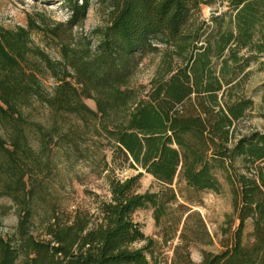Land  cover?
<instances>
[{
	"label": "trees",
	"instance_id": "trees-1",
	"mask_svg": "<svg viewBox=\"0 0 264 264\" xmlns=\"http://www.w3.org/2000/svg\"><path fill=\"white\" fill-rule=\"evenodd\" d=\"M36 1L59 2L68 17L0 25V197L17 216L12 234L0 232V264H149L153 239L133 218L141 209L164 222L167 238L179 231L170 264H264V130L239 128L255 110L246 92L254 73L263 75L253 91L264 110V0H94L104 23L90 33L75 28L92 0ZM149 55L158 60L147 84H132ZM45 76L54 81L49 89ZM38 105L45 120L33 117ZM85 136L105 142L118 169L140 170L108 179V196L95 195L93 209L52 207L35 220V183L27 180L48 165L50 145L69 163L83 157ZM101 164L110 169L105 153ZM216 169L232 211L221 249L202 250L194 262L190 245L212 238L198 212L178 202L179 184L217 193ZM143 173L158 190L140 191Z\"/></svg>",
	"mask_w": 264,
	"mask_h": 264
},
{
	"label": "rangeland",
	"instance_id": "rangeland-1",
	"mask_svg": "<svg viewBox=\"0 0 264 264\" xmlns=\"http://www.w3.org/2000/svg\"><path fill=\"white\" fill-rule=\"evenodd\" d=\"M38 14H43L56 21H64L68 17V11L65 7L59 5V2L50 4H41L36 0H0V25L8 28L21 25L25 26L29 16L37 19ZM203 15H209L208 7H204ZM104 20L97 11L94 0L91 1L88 8L86 18L81 28H75L77 31L90 33L96 27L103 25ZM33 43L40 44V35L36 32L31 33ZM46 51L51 57H58L57 50L47 48ZM158 56H146L138 67L131 83L147 84L152 75ZM263 76L260 73H254L250 76L246 92L255 102V110L251 116L240 121L239 128L242 132L249 128L264 130V110L258 111L257 105L260 102L258 92H254ZM44 84L49 89L54 81L51 77L45 76ZM85 103L95 109V103L91 99H85ZM262 113V114H261ZM48 111L42 106H37L33 113V117L37 120H45ZM80 149L83 151V157L76 159L73 155L72 161L69 163L66 156L60 148L50 145L48 165L38 172L33 173L27 180L29 183H35L34 186V219L43 218L52 207L57 208H88L93 209L95 206V195L101 198L108 196V179L111 177L124 178L136 174L139 170L130 167H122L118 169L117 165L111 161V152L105 142H93L88 137H84L81 141ZM102 153L106 154V161L109 163V170L101 171ZM238 165V161L235 162ZM216 176L220 182L219 192L201 191L199 193L188 190L184 184H179L178 202L188 206L190 211H196L203 219L205 228L212 238L211 244H204L200 241L190 245V257L194 262L201 260V251H218L221 249L219 240L221 238L220 227L224 225L226 215L232 211L231 192L227 184L224 172L216 169ZM30 185V184H29ZM160 183L151 175L143 173L140 178V191L158 190ZM185 197H190L192 201H186ZM133 218L139 222L143 233L153 239V245L148 249L151 251L149 264H170L173 257L174 246L178 242L179 231L172 237L167 238L166 226L164 222L157 226L152 218L151 209H141L134 213ZM0 232L7 236L14 232L17 216L14 205L7 197H0ZM189 225L195 229L196 219L191 218ZM233 225L232 229L234 228ZM180 228V227H179ZM231 229V230H232ZM251 230L250 221H247L244 229V239ZM165 237L167 240H165ZM199 237L205 239L202 232Z\"/></svg>",
	"mask_w": 264,
	"mask_h": 264
},
{
	"label": "crops",
	"instance_id": "crops-1",
	"mask_svg": "<svg viewBox=\"0 0 264 264\" xmlns=\"http://www.w3.org/2000/svg\"><path fill=\"white\" fill-rule=\"evenodd\" d=\"M261 74V73H260ZM262 75V74H261ZM263 76V75H262Z\"/></svg>",
	"mask_w": 264,
	"mask_h": 264
}]
</instances>
